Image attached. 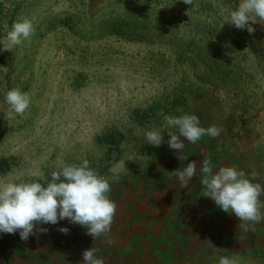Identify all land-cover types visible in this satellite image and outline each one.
Instances as JSON below:
<instances>
[{
	"label": "rangeland",
	"instance_id": "1",
	"mask_svg": "<svg viewBox=\"0 0 264 264\" xmlns=\"http://www.w3.org/2000/svg\"><path fill=\"white\" fill-rule=\"evenodd\" d=\"M238 3L0 0V40L22 17L35 30L11 51L0 44V182L47 186L53 171L87 159L105 174L117 205L107 234L94 240L78 226L77 264L91 248L104 264H219L221 256L264 264V220L241 222L204 196L199 167L186 188L173 174L207 158L214 170H243L264 188V21L253 23L251 34L228 24L221 10ZM113 25H124V34ZM14 88L31 102L23 116L9 118L5 94ZM184 114L223 131L195 144L181 137V161L168 145V132L178 130L166 127L164 116ZM152 130L163 136L159 147L146 140ZM108 133L118 141L109 158ZM62 221L70 225L60 220L58 231ZM48 226L34 227L30 256L15 242L0 264H70L64 233L56 238L63 255L38 236ZM7 238L0 233V242Z\"/></svg>",
	"mask_w": 264,
	"mask_h": 264
},
{
	"label": "clouds",
	"instance_id": "2",
	"mask_svg": "<svg viewBox=\"0 0 264 264\" xmlns=\"http://www.w3.org/2000/svg\"><path fill=\"white\" fill-rule=\"evenodd\" d=\"M187 5H192L193 0H183ZM227 12L226 22L235 28L255 32L252 27L257 21H264V0H239L234 9H222ZM252 23H249V22ZM34 26L26 17L14 21L3 40V50L11 51L12 48L29 40L34 35ZM30 97L19 88L6 92L5 103L8 105L7 116H23L30 106ZM165 126L176 128L178 132H168L170 139L168 145L177 150L178 159L184 161L186 156L181 155L184 143L181 137L195 144L202 136L208 135L216 138L223 129L213 125L208 128L200 126L196 115L184 114L179 117L164 116ZM148 144L159 147L163 136L157 130L145 133ZM202 173V186L204 196L210 197L215 204L225 212L234 214L241 222L252 225L264 220V188L260 183H253L245 178L243 170L234 167H220L214 170L207 158L200 161L193 160L187 163L182 170L173 172L179 187L186 188L197 168ZM110 184L106 178L100 176L89 167V161L83 159L80 165H65L59 171L51 173V181L47 186L36 181L0 182V233L15 234L19 232L22 241H27L34 234V227L38 224H57L60 220L67 219L70 223L86 227L87 234L94 240L107 234L111 230L117 205L108 197ZM40 232L47 229L40 228ZM61 233L67 234L68 228H60ZM94 248L84 250L82 264H104L97 258ZM219 264H238L237 260L226 256L219 258Z\"/></svg>",
	"mask_w": 264,
	"mask_h": 264
},
{
	"label": "crops",
	"instance_id": "3",
	"mask_svg": "<svg viewBox=\"0 0 264 264\" xmlns=\"http://www.w3.org/2000/svg\"><path fill=\"white\" fill-rule=\"evenodd\" d=\"M59 225H61V228H65L66 227V224H63V221L60 222ZM78 226H79V224L70 223V225L66 227V228L69 229V232L67 234H65V238L67 239V241H66L67 242V248L66 249L69 250V253H64V255H65L66 258H69V259L74 258L73 254L78 256L79 253H80V247H79V249L75 248V245L79 246V244L81 243L80 241H82V238L80 237L81 230L78 229ZM40 228L47 229L46 232H40L38 230L37 231H38V236L39 237L43 238L44 235H46L48 237V238H45V240H44V243H46L48 245V246H46V247H48V250L50 252H52L54 255H56V254L63 255V253L59 254V251H56V249L58 248L57 244H56L57 243L56 242V240H57L56 238H57V235L59 234L58 229L56 227H54V225L53 226H48V227H40ZM41 238H40V240H41ZM31 239L32 238L29 237L27 241H22L20 237H17V235L9 234V239L7 238L5 240V242H0V254H1V256H4V254H6V252H9V249H10L9 246L11 244L15 243V242H16V244H20V246L21 245H23V246L26 245L27 248H25L24 250L30 256L32 254L31 252H34L33 249H35L33 247H30V245L34 242L35 238H33L32 240ZM24 243H25V245H24ZM27 245H29V246H27ZM119 247H120V245H118V244L117 245L115 244V245L112 246L113 249L116 248L115 251L117 249H119ZM74 248L78 249V250L74 251ZM21 255H22V253H21ZM2 261L5 262V263H8L4 259H2Z\"/></svg>",
	"mask_w": 264,
	"mask_h": 264
},
{
	"label": "trees",
	"instance_id": "4",
	"mask_svg": "<svg viewBox=\"0 0 264 264\" xmlns=\"http://www.w3.org/2000/svg\"><path fill=\"white\" fill-rule=\"evenodd\" d=\"M127 19L130 20V18L127 17ZM112 29L115 30V32H117L118 34H124L126 28L124 29V25H113ZM105 136L106 142L108 144V154H107V158L110 157V153L112 151H115L118 153V141L117 138L114 136V134L112 133H108ZM2 164H5L3 160L0 161V169L2 167ZM107 166V164L105 165ZM2 170V169H1ZM61 243V242H60ZM66 253H69V250L66 249ZM77 255L74 256V258L71 259H67L68 262H71L70 264H77ZM73 262V263H72Z\"/></svg>",
	"mask_w": 264,
	"mask_h": 264
},
{
	"label": "built area",
	"instance_id": "5",
	"mask_svg": "<svg viewBox=\"0 0 264 264\" xmlns=\"http://www.w3.org/2000/svg\"><path fill=\"white\" fill-rule=\"evenodd\" d=\"M100 176H103L105 178V174L101 173ZM61 243H64V240L61 241Z\"/></svg>",
	"mask_w": 264,
	"mask_h": 264
}]
</instances>
